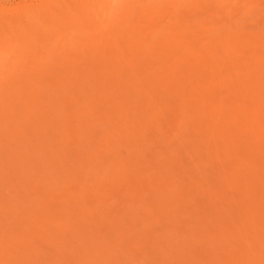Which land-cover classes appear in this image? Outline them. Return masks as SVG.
<instances>
[{
	"label": "rangeland",
	"instance_id": "374dc122",
	"mask_svg": "<svg viewBox=\"0 0 264 264\" xmlns=\"http://www.w3.org/2000/svg\"><path fill=\"white\" fill-rule=\"evenodd\" d=\"M181 1L0 0V264H264V0Z\"/></svg>",
	"mask_w": 264,
	"mask_h": 264
},
{
	"label": "bare ground",
	"instance_id": "6f19581e",
	"mask_svg": "<svg viewBox=\"0 0 264 264\" xmlns=\"http://www.w3.org/2000/svg\"><path fill=\"white\" fill-rule=\"evenodd\" d=\"M130 1H131V0H130ZM139 1H140V0H139ZM180 1H181V0H180ZM214 1H215V0H214ZM234 1H235V0H234ZM142 2H143V1H142ZM181 2H182V1H181ZM172 3H173V2H172ZM176 3H177V2H176ZM235 3H236V2H235ZM247 3H248V1H247ZM220 5H222V4H220ZM220 5H219V6H220ZM224 5H225V4H224ZM233 5H234V4H233ZM233 5H231V6H233ZM237 5H238V4H236V6H237ZM202 7H203V6H202ZM227 8H228V7H227ZM122 10H123V9H122ZM226 11H228V10L226 9ZM133 12H134V11H133ZM240 12H241V11H240ZM236 13H237V12H236ZM242 14H243V13H242ZM242 14H241V15H242ZM235 15H236V14H235ZM236 16H238V15H236ZM120 17H121V16H120ZM233 17H234V15H233ZM243 18H244V17H243ZM237 20H238V19H237ZM212 21H213V20H212ZM227 21H228V20H227ZM234 21H235V20H234ZM110 22H111V21H110ZM117 22H118V21H117ZM238 22H239V21H238ZM199 23H200V22H199ZM232 23H233V22H232ZM196 24H197V23H196ZM202 24H203V22H202ZM198 25H199V24H198ZM213 25H214V24H213ZM228 25H229V24H228ZM236 25H237V22H236ZM241 25H242V24H241ZM207 26H208V25H207ZM223 26H224V25H223ZM226 26H227V25H226ZM229 26H230V25H229ZM103 27H104V26H103ZM153 27H154V26H153ZM184 28H185V27H184ZM222 28H223V27H222ZM228 28H229V27H228ZM120 29H121V28H120ZM207 29H208V28H207ZM207 29H206V31H205V29H204V31L206 32V34H207V31L209 30V29H208V30H207ZM220 29H221V28H220ZM261 29H262V28H261ZM198 30L202 31V29H198ZM215 30H216V28H215ZM215 30H210L211 32H210V31H208V32L212 33V31H213V32H215L214 34H216L218 31H217V30L215 31ZM221 30H222V29H221ZM81 31H82V30H81ZM136 31H137V30H136ZM152 31H153V30H152ZM225 31H228V30L225 29ZM238 31H240V30H238ZM238 31H236V32H238ZM251 31H252V30H251ZM122 32H123V31H122ZM182 32H183V31H182ZM195 32H196V31H195ZM195 32H193V33H195ZM202 32H203V31H202ZM202 32H201V33H202ZM221 32H222V31H221ZM229 32H230V31H229ZM255 32H256V31H255ZM259 32H260V31H258V34H259ZM134 33H135V32H134ZM149 33H150V32H149ZM168 33H169V32H168ZM201 33H200V34H201ZM210 33H208V34H210ZM222 33H223V32H222ZM224 33H225V32H224ZM231 33H232V32H231ZM240 33H241V32H240ZM240 33H239V34H240ZM250 33H252V35H253V32H250ZM229 34H230V33H229ZM232 34H233V33H232ZM237 34H238V33H236V35H235V34L233 35L234 37L236 36L237 39L234 38V37H233L234 39H232V35L230 36V35H228V33H227V35H228L229 37H231V41H233V40H240V38L238 37L239 35L237 36ZM244 34H245V33H244ZM244 34H243V35H244ZM246 34H247V37H248L249 33L246 32ZM261 34H262V33H261ZM173 35H174V34H173ZM191 35H192V34H191ZM217 35H218V34H217ZM217 35H215V38H216ZM222 35H223V34H222ZM243 35H242V36H243ZM256 35H257V34H256ZM144 36H145V35H144ZM175 36H177V34H175ZM194 36H195V37H196V36H199V31H198V35H194ZM194 36H193V37H194ZM200 36H201V35H200ZM223 36H225V35H223ZM249 36H250V35H249ZM254 36H255V35H253V40H255V38H256V37L254 38ZM259 36H264V34H263V35H260V34H259ZM259 36H258V37H259ZM150 37H151V36H150ZM177 37H178V36H177ZM210 37H211L212 39L214 38L211 34H210V36H208L207 38H210ZM220 37H221V36H220ZM220 37H219V39H216L217 41H215V42L218 43V44H219V42L221 41V39H222V41H223V40H225V39L227 38V36L224 37V39H223V38H220ZM247 37H245V38H246L247 43H248V39H247ZM106 38H107V37H106ZM175 38H176V37H175ZM190 38H191V37H190ZM197 38H198V37H197ZM204 38H205V37H204L203 34H202V39H204ZM238 38H239V39H238ZM248 38H251V40H252V37H248ZM107 39H108V38H107ZM130 39H131V38H130ZM172 39H173V38H172ZM172 39H171V41H172ZM199 39H201V38H199ZM145 40H146V39H145ZM173 40H174V39H173ZM177 40H178V39H177ZM195 40H196V39H195ZM197 40H198V39H197ZM207 40L210 41L211 39H210V40L207 39ZM214 40H215V39H214ZM214 40H211V42L214 41ZM218 40H220V41H218ZM229 40H230V39H229ZM229 40H228V38H227L225 41H223V42H226V41H227V46H226V43H225V44H224V43H220V46H221V44H224V45L226 46L227 49H225V46H224V45H223L224 48H222V49H225L227 54L230 53V50H228V44L230 43ZM246 40H245V41H246ZM249 40H250V39H249ZM251 40L249 41L250 43H248V44H250V48H249L250 50L252 49V48H251V45H252V44H251ZM258 40H259V39H258ZM260 40H261V38H260ZM260 40H259V42H260ZM263 40H264V39H263ZM263 40H262V41H263ZM200 41H201V40H200ZM256 41H257V39H256L254 42L252 41V42H253V46H252V47H253V51H255V52H259V51H256V49L258 48L257 50L260 49V52H261V53H262V52L264 53V51H262V48L264 47V41H263V42L261 41V42L263 43V45H262L263 47H261V45H260L259 47H257V45H259V43H258V44L256 43L257 45H255V42H256ZM75 42H76V41H75ZM146 42H147V41H146ZM175 42H176V41H175ZM179 42H181V40H180ZM215 42H214V43L212 42V43L215 45ZM240 42H241V41H240ZM153 43H154V42H153ZM173 43H174V42H173ZM173 43H172L171 45H173ZM198 43H199V42H198ZM200 43H201V42H200ZM203 43H204V41H203ZM208 43H209V42H207V44H208ZM212 43H211V44H212ZM244 43H245V42H244ZM244 43H243V45H244ZM262 43H261V44H262ZM142 44H143V43H142ZM144 44H145V43H144ZM147 44H150V43L148 42ZM151 44H152V43H151ZM181 44H183V43H181ZM181 44H180V45H181ZM218 44H216V45L218 46ZM232 44L234 45V42H232ZM248 44H245L244 47L249 46ZM201 45H202V43L200 44V47H201ZM204 45L206 46V43H204ZM204 45H202V46H204ZM230 45H231V44H230ZM230 45H229V46H230ZM235 45H237V44L235 43ZM235 45H234V46H235ZM238 45H239V44H238ZM143 46H144V45H143ZM149 46H150V45H149ZM160 46H161V45H160ZM176 46H177V44H176ZM176 46H175V47H176ZM183 46H184V45H183ZM211 46L213 47V45H211ZM211 46H209V47L211 48ZM220 46H218L217 48H219ZM231 46H232V45H231ZM239 46H240V45H239ZM147 47H148V46H146L145 49L148 50L149 47H148V48H147ZM155 47H156V46H155ZM180 47H181V46H177L176 48H180ZM221 47H222V46H221ZM235 47H236V46H235ZM241 47H242V45H241L240 47H236V48H240V49H241ZM254 47H255V48H254ZM135 48H136V47H135ZM142 48H143V47H142ZM142 48H141V49H142ZM150 48H152V47H150ZM170 48H171V47H170ZM172 48H174V45H173ZM204 48H205V47H204ZM214 48H216V46H215ZM230 48H231V47H230ZM230 48H229V49H230ZM165 49H166V48H165ZM167 49H168V48H167ZM174 49H175V48H174ZM181 49H182V48H181ZM183 49H184V48H183ZM222 49H221V52H222V51H225V50H222ZM231 49L233 50L234 48H231ZM240 49L238 50L240 53L237 52L238 54H241ZM246 49H247V48H246ZM249 49H247V51H245L244 48H243V49H242V53H244V51H245V55H246V53H251V51H250V52L248 51ZM254 49H255V50H254ZM57 50H58V49H57ZM130 50H131V49H130ZM149 50H150V49H149ZM149 50H148V51H149ZM204 50H205V49H204ZM227 50H228L229 52H227ZM263 50H264V49H263ZM13 51H14V50H13ZM61 51H62V50H61ZM165 51H166V50H165ZM175 51H176V49H175ZM206 51H207V50H205V52H206ZM208 51H209V50H208ZM211 51H212V49H211ZM216 51H217V50H215L214 53H215ZM130 52H131V51H130ZM132 52H133V51H132ZM138 52H139V51H138ZM168 52H169V51H168ZM177 52H178V50H177ZM183 52H184V51H183ZM232 52H234V53H231L232 55H233V54H236V53H235L236 51L233 50ZM260 52H259V53H260ZM2 53H3V52H2ZM120 53H121V52H120ZM173 53H174V51H173ZM186 53H187V52H186ZM193 53H194V52H193ZM201 53H202V52H201ZM206 53L208 54V52H206ZM259 53H255V54H259ZM263 53H262V54H259V55H260V56H261V55L264 56ZM138 54H139V53H138ZM146 54H148V53H146ZM163 54H164V53H163ZM207 54H206V55H207ZM54 55H55V54H54ZM136 55H137V54H136ZM169 55H170V53H169ZM169 55H168V56H169ZM210 55H211V52H210ZM224 55H225V54H224ZM232 55H230V56H232ZM252 55H253L254 59H255L256 57L259 56V55L256 56V55H254L253 53H252L251 55L249 54V56H250L252 59H253ZM198 56H200V55H198ZM198 56H197V59H198ZM211 56H212V55H211ZM218 56H219V55H218ZM227 56H228V55H227ZM227 56H226V57H227ZM230 56H229V57H230ZM238 56H239V55L235 56V58L238 57ZM260 56H259V57H260ZM262 56H261V58H262ZM154 57H155V56H154ZM194 57H195V56H194ZM207 57H208V56H207ZM213 57H214V54H213ZM213 57H212V59H213ZM216 57H217V55H216ZM221 57H225V56H223V53H222V56H221ZM233 57H234V56H232V58H233ZM243 57H245V56L243 55ZM88 58H89V57H88ZM164 58H166V57H164ZM188 58H189V57H188ZM188 58H187V59H188ZM199 58H200V57H199ZM203 58H204V57H203ZM205 58H206V57H205ZM208 58H209V57H208ZM217 58H218V57H217ZM217 58H216V59H217ZM241 58H242V56H241ZM241 58H240V60H241ZM190 59H191V58H190ZM212 59H211V60H212ZM216 59H215V57H214V60H215V61H216ZM227 59H228V58H227ZM262 59H263V58H262ZM157 60H158V59H157ZM161 60H162V59H161ZM201 60H202V58H201ZM222 60H223V59H222ZM225 60H226V59H224V61H225ZM233 60H234V58H233ZM233 60H232V61H233ZM236 60H237V59H236ZM236 60H235V61H236ZM238 60H239V59H238ZM240 60L237 61V62H239L238 65H237V62L233 63V62L231 61V62L233 63V66L230 67V68H232V70H233V69H234V68H233L234 66H236V65L239 66L240 64L242 65V63H241ZM246 60H247V57H246L245 61H246ZM259 60H261V59H258V58H257V62H258ZM102 61H103V60H102ZM137 61H138V60H137ZM137 61H136V62H137ZM190 61L192 62V60H190ZM218 61H219V59H218ZM243 61H244V60H243ZM252 61H253V60H252ZM252 61H249V62L247 61V62H248L247 64L251 63ZM254 61H255V60H254ZM127 62H128V61H127ZM130 62H131V61H130ZM197 62H198V61H197ZM220 62H222V61H220ZM226 62H227V61H226ZM260 62H262V60H261ZM193 63H194V62H193ZM229 63H230V62H229ZM252 63H253V62H252ZM255 63H256V62H255ZM244 64H246V63H244ZM256 64H257V63H256ZM256 64H254V65H256ZM258 64H259V63H258ZM258 64H257V65H258ZM262 64H263V62H262ZM262 64H259V65H262ZM214 65H215V63H214ZM224 65H225V64H224ZM254 65H253V66H254ZM8 66H9V65H8ZM191 66H192V65H190L189 67H191ZM227 66H228V65H227ZM237 66H236V67H237ZM245 66H247V65H245ZM249 66H252V64H250ZM253 66H252V67H253ZM262 66H263V67H262ZM262 66H260V69L264 68V64H263ZM168 67H170V66H168ZM218 67H219V66H218ZM218 67H217V68H218ZM252 67H251V68H252ZM257 67H258V66H257ZM171 68H172V67H171ZM223 68L225 69V67H223ZM223 68H222V69H223ZM240 68H241V69H240ZM245 68H246V67H245ZM247 68H248V66H247ZM247 68H246V70H247V73H246V71L244 70V66H243V67H242V66L237 67V70H239V72H240V70L243 69V71H245V72H243V73L249 75V76L247 75V76H248V79L246 78L247 76H246L245 78H243V79H238V80H239L238 82H240V83L242 82V84H245V82H246V84H247V82L250 83V84H252L253 82H250V81H251V80L253 81V78H254V77H253V73H255L254 76L257 77V76H256V75H257L256 72H258V71H255V69L257 70V68H255V66H254L255 69H253V68H252V69H251V68H250V69H249V68L247 69ZM104 69H105V68H104ZM218 69H219V68H218ZM235 69H236V68H235ZM258 69H259V68H258ZM155 70H156V69H155ZM219 70H220V69H219ZM228 70H229V69H228ZM249 70H251L252 72L254 71L253 73L250 72V73H251V76H252L251 79H249V77H250V74L248 73ZM262 70L264 71V69H262ZM221 71H222V70H221ZM234 71H235V70H234ZM259 71H260V70H259ZM263 71H260V72H263ZM204 72H206V71L204 70ZM229 72H230V71H229ZM237 72H238V71H237ZM43 73H44V72H43ZM226 73H227V72H226ZM232 73H233V72H232ZM240 73H241V76H242V74H243L242 71H241ZM240 73H239V76H240ZM258 73H259V72H258ZM215 74H216V73H215ZM219 74H220V73L218 72V75H219ZM260 74H263V73H260ZM260 74H258L259 77H260ZM136 76H137V75H136ZM239 76H238V77H239ZM243 76H245V75H243ZM224 77H227V76H224ZM228 77H229V76H228ZM233 78H234V77H233ZM236 78H237V77H236ZM262 78H263V77H262ZM225 79H226V78H225ZM245 79H247V80H249V81H247V80H245ZM255 79H256V78H255ZM255 79H254V80H255ZM212 80H213V79H212ZM222 80H223V79H222ZM241 80H242V81H241ZM243 80H244V81H243ZM213 82H214V80H213ZM217 82H218V81H217ZM254 82H255V81H254ZM104 83H105V82H104ZM218 83H219V82H218ZM233 83H234V82H233ZM221 84H223V83H221ZM235 84L237 85V83H235ZM238 84H239V83H238ZM256 85H257V84H256ZM256 85L254 86L255 89H256L257 86H261V85H259V84H258L257 86H256ZM159 86H160V85H159ZM227 86H229L228 83H227ZM263 86H264V85H263ZM240 87H241V86H240ZM247 87H249V86H247ZM122 88H123V87H122ZM145 88H146V87H145ZM228 88H229V87H228ZM254 88H253V86H250V89H248V90L253 89V91H255ZM263 88H264V87H260V88H258L259 91H258V89H257V92H258L257 94H255V93L249 91V92L253 93L254 96H255V97H253V98H255L254 100L256 101V102L254 103V104H256V108H257V109L259 108V109H261V110H262V108H264V102H263V101H264V98H263V101L260 102L262 98H261L260 101H259V99H258L257 96L261 95V97H264V93H263L264 89H263ZM213 89H214V88H213ZM236 89H238V88H236ZM240 89H241V88H240ZM262 89H263V91H262ZM206 90H207V89H206ZM217 90H219V89L217 88ZM243 90H245V89H243ZM243 90H242V91H243ZM246 90H247V89H246ZM260 90H261V91H260ZM146 91H147V90H146ZM236 91H237V90H236ZM236 91H235V92H236ZM186 92H187V91H186ZM217 92H218V91H217ZM260 93H261V94H260ZM244 94H246V93H244ZM249 94H250V93H249ZM128 95H129V94H128ZM201 95H202V94H201ZM241 95H242V94H241ZM256 95H257V96H256ZM216 96H217V95H216ZM243 96H244V95H243ZM132 98H133V97H132ZM242 98H243V97H242ZM242 98H241V99H242ZM251 98H252V97H251ZM253 98H252V101H253ZM206 100H207V99H206ZM216 100H217V99H216ZM231 100H232V99H231ZM245 100H246V99H245ZM257 100H258L259 103H257ZM202 101H203V99H202ZM247 101H248V100H247ZM247 101H246V102H247ZM229 102H230V101H229ZM238 102H240V101H238ZM198 103H199V102H198ZM216 103H217V102H215V104H216ZM222 103H224V101H223ZM244 103H245V101H244ZM244 103H243V104H244ZM251 103H252V102H251ZM261 103H263V104H262L263 107L260 106ZM249 104H250V101H249ZM254 104H253V105H254ZM201 105H202V104H201ZM213 105H214V104H213ZM222 105H223V104H222ZM229 105H230V104H229ZM258 105H259V107H258ZM126 107H127V106H126ZM231 107H232V105H231ZM239 107H240V106H239ZM198 108H200V107L198 106ZM205 108H206V107H205ZM224 108H225V107H224ZM224 108L221 109V110H224ZM227 108H228V107H227ZM248 108H249V107H248ZM250 108H251V107H250ZM217 109H218V108H217ZM217 109H216V110H217ZM254 109H255V108H254ZM257 109H256V110H257ZM259 109L257 110L258 113L260 112ZM219 110H220V109H219ZM235 110H236V109H234V111H235ZM237 110L239 111L240 109L237 108ZM211 111H212V110H211ZM229 111H231V110H229ZM217 112H218V111H217ZM217 112H216V115H217ZM219 112H220V111H219ZM219 112H218V113H219ZM222 112H223V111H222ZM235 112H236V111H235ZM244 112H245V111H244ZM261 112L264 113L263 110H262ZM261 112H260V113H261ZM220 113H221V112H220ZM230 113H231V112H230ZM245 113H246V112H245ZM260 113H259V114H260ZM256 115H257V114H256ZM249 116H253V115L250 114ZM249 116H248V117H249ZM210 117H211V116H210ZM222 117H223V116H222ZM225 118H226V117H225ZM228 118H229V117H228ZM217 119H218V118H217ZM244 119H245V118H244ZM219 120H220V119H219ZM234 120H235V119H234ZM253 120H254V119H253ZM139 121H140V120H139ZM198 121H199V120H198ZM224 121H225V119H224ZM251 122H253V121H251ZM217 123H218V122H217ZM217 123H216V124H217ZM229 123H230V122H229ZM216 124H215V125H216ZM224 124H225V123H224ZM255 124H256V123H255ZM255 124H254V125H255ZM209 125H210V124H209ZM227 125H229L228 122H227ZM251 125H252V124H251ZM217 126H218V125H217ZM223 126H224V125H221V127H223ZM230 126H231V125H229V127H230ZM151 128H152V127H151ZM249 128H250V127H249ZM195 129H196V128H195ZM252 129H254V128H252ZM159 130H160V129H159ZM208 131H209V130H208ZM223 131H225V130H223ZM210 132H211V131H209V134H210ZM199 133H200V132H199ZM224 133H225V132H224ZM243 133H244V132H243ZM140 134H141V133H140ZM227 134H228V133H227ZM228 135H229V134H228ZM233 135H234V133H233ZM241 135H242V134H241ZM248 135H249V134H248ZM254 135H255V134H254ZM110 136H111V135H110ZM222 136H223V135H222ZM235 136H236V135H235ZM235 136H234V137H235ZM230 137H231V136H230ZM243 137H244V136H243ZM247 137H248V136H247ZM228 138H229V137H228ZM232 138H233V137H232ZM232 138H231V139H232ZM197 139H198V138H197ZM223 139H224V137H223ZM234 139H235V138H234ZM219 140H221V139H219ZM235 140H236V139H235ZM214 141H216V140L214 139ZM229 141H230V140H229ZM232 141H234V140H232ZM220 142H221V141H220ZM224 142H225V140H224ZM230 142H231V141H230ZM256 142H257V141H256ZM222 143H223V142H222ZM253 143H254V142H253ZM258 144H259V143H258ZM253 145H254V144H253ZM260 145H261V144H260ZM107 146H108V145H107ZM229 147H230V146H229ZM232 147H233V146H232ZM214 150H215V149H214ZM224 154H225V153H224ZM221 155H222V154H221ZM224 156H225V155H224ZM242 157H243V156H242ZM254 158H255V157H254ZM218 159H219V158H218ZM231 161H232V160H231ZM226 163H227V162H226ZM243 163H244V162H243ZM259 164H260V163H259ZM260 165H261V164H260ZM229 167H231V166H229ZM238 169H239V168H238ZM243 169H244V168H243ZM224 171H225V170H224ZM230 171H231V170H230ZM230 171H229V172H230ZM226 172H227V171H226ZM238 172H239V171H238ZM261 172H262V171H261ZM230 173H231V172H230ZM230 173H228V174H230ZM234 174H235V173H233L232 175H234ZM257 174H258V173H257ZM243 175H244V174H243ZM229 176H230V175H229ZM229 176H226V177H229ZM259 176H260V175H259ZM235 177H236V176H235ZM229 178H230V177H229ZM246 178H247V177H246ZM263 179H264V178H263ZM263 181H264V180H263ZM241 182H242V181H241ZM223 183H224V182H223ZM258 186H259V185H258ZM240 187H241V186H240ZM238 189H239V188H238ZM221 191H222V190H221ZM242 191H243V190H242ZM242 191H241V192H242ZM213 201H214V200H213ZM213 201L211 200V202H213ZM241 202H242V201H241ZM243 205H244V204H243ZM245 205H246V204H245ZM218 209H219V208H218ZM243 212H244V211H243ZM216 213H217V212H216ZM251 213H252V212H251ZM241 214H242V213H241ZM214 222H215V221H214ZM212 223H213V222H212ZM262 227H263V226H262ZM205 228H206V227H205ZM235 238H236V237H235Z\"/></svg>",
	"mask_w": 264,
	"mask_h": 264
}]
</instances>
